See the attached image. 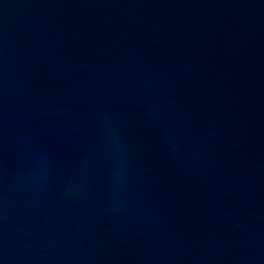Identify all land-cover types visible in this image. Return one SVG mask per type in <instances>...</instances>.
I'll use <instances>...</instances> for the list:
<instances>
[{"label":"water","instance_id":"1","mask_svg":"<svg viewBox=\"0 0 264 264\" xmlns=\"http://www.w3.org/2000/svg\"><path fill=\"white\" fill-rule=\"evenodd\" d=\"M0 264H264V0H0Z\"/></svg>","mask_w":264,"mask_h":264}]
</instances>
